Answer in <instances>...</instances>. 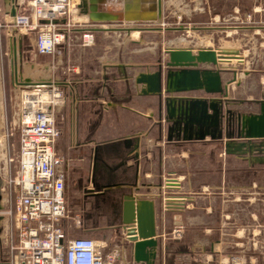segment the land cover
<instances>
[{"label":"crops","instance_id":"0c3cea01","mask_svg":"<svg viewBox=\"0 0 264 264\" xmlns=\"http://www.w3.org/2000/svg\"><path fill=\"white\" fill-rule=\"evenodd\" d=\"M157 1L85 0L82 5L81 0H75L73 19L83 26L72 29L59 45L58 63L41 67L30 63L28 71H24L19 50L22 58L52 54L37 53L35 39L12 25L13 7L15 16L30 14L26 0L14 3L0 0V134L6 101L1 61L4 39L9 49L13 46L16 50L17 71L14 79L11 75L15 91L21 95L28 88L25 80L29 79L30 84L49 82L53 90L60 86L64 93L61 108L56 105L54 110L56 117L60 109L62 125L57 151L58 170L64 179L66 216L58 225L64 237L91 238L101 252H114L120 264H146L134 261L132 242L122 226L124 203L129 201L125 197L132 196L134 200L153 201L158 241L154 264H196V256H204V263L208 264L213 254L222 255L227 248L223 240L228 239L233 220L236 226L233 235L239 240L246 231L252 230L253 235L261 231L264 214L260 218L258 207L264 195V164L251 161L248 153H225L223 136L205 135L199 139L193 131L184 137L182 131L171 128V123L165 120L164 103L160 106L157 96L143 93L146 84L136 79L141 72H153L165 55L157 58L154 65L141 53L149 50L148 42L141 37L132 38V33L158 29L150 27L164 20V0H160V17ZM81 28L93 33V44L81 45ZM131 43L140 46L139 59L132 57L137 50L129 48ZM179 47L196 52L191 44ZM234 61L239 60L221 63L227 68L221 72L227 97L217 96L223 99L224 110L232 111L235 127L237 113L248 112L247 105L256 107L253 101L256 98H236L234 91L241 88L243 92L236 95H244L245 90H256L257 98H264V87H241V75ZM58 65L62 68L59 76L55 74ZM172 96L177 99L172 105L176 115L185 105L184 99L210 97L203 90ZM15 105L13 114L17 117L20 108L18 102ZM167 174L180 178L181 186L173 193L181 199L165 206L162 178ZM1 175L3 171H0L2 260L10 256L9 245L16 242V235L10 217L4 214L14 193L10 186L9 193L5 191ZM246 217L251 226L246 227ZM177 224L183 226V234L173 239L169 232ZM195 232H200L199 237H195Z\"/></svg>","mask_w":264,"mask_h":264},{"label":"built area","instance_id":"2783aa9c","mask_svg":"<svg viewBox=\"0 0 264 264\" xmlns=\"http://www.w3.org/2000/svg\"><path fill=\"white\" fill-rule=\"evenodd\" d=\"M26 2L31 14L15 16L12 25L26 31L38 30L35 48L39 54H53L72 29L83 26L73 19L74 0ZM80 41L82 46L93 44V33L81 28ZM59 97L50 86L25 88L20 95L18 166L8 180L14 196L4 210L12 221L16 242L10 243V256L0 259V264H120L114 252H101L91 238L66 239L58 225L66 216L64 179L54 152L60 134L54 111ZM180 186L176 175L162 178L165 206L181 199L173 193ZM182 234L180 224L169 232L173 239Z\"/></svg>","mask_w":264,"mask_h":264},{"label":"rangeland","instance_id":"374dc122","mask_svg":"<svg viewBox=\"0 0 264 264\" xmlns=\"http://www.w3.org/2000/svg\"><path fill=\"white\" fill-rule=\"evenodd\" d=\"M164 3V20L150 26L151 28H158L157 30L132 33V38L141 37L148 42L149 50L141 53L147 55L151 63L156 65V59H161L163 55H165L166 60L167 56L164 51L167 47L191 44L196 47L194 48L196 50L208 46H210L209 48L214 47L213 49L232 48L238 50L242 59V61H234L235 69L238 75H241V87L249 89H252L253 86L264 87V0H164ZM29 12L31 14V10ZM37 31V29L26 31L25 34L27 37L30 36L35 39ZM124 34L122 32V38ZM129 48L137 50L133 52L132 57L139 59L140 52L138 50H141L140 46L131 43ZM58 55L59 53L55 51L49 56L33 57L28 55L27 58L23 56L24 71H28L29 68L27 67L30 63H34L38 67L48 63H58ZM1 61L6 101L0 134V171H3L1 179L4 177L5 191L9 193L8 180L16 173L19 148L18 116L16 117L13 111L17 109L15 102H18L19 108L21 105L20 94L13 88L15 82L12 83L11 81L10 51L4 39H2ZM39 70L42 69L39 68ZM55 71V74L59 76L62 71L60 65ZM260 78L263 83H260ZM55 88L60 95L59 98H56L55 103L60 107L62 99L64 100V93L60 86ZM239 91L243 92L241 88L234 91L236 98L241 96L244 98L253 97V99L259 97L258 92H255L256 90H245L244 95H236V92ZM59 110H57L55 122L60 131L62 125L60 124ZM253 110V106H246V111ZM59 141L60 134L54 145V152L58 158H60L57 151ZM261 196L262 199L258 207L260 218L264 214V195ZM257 219L259 220V218ZM251 223L246 217V227L251 226ZM235 227L233 220L230 235L228 239L223 240L227 248L224 249L222 255L220 253L213 254L208 264H264V219L261 222L259 233L253 235L252 230L246 231L244 238L240 240L233 235L235 234ZM199 235L200 232H195L196 238ZM191 236L192 233L189 235V241ZM196 258V264H205L204 256H196Z\"/></svg>","mask_w":264,"mask_h":264},{"label":"water","instance_id":"95a60500","mask_svg":"<svg viewBox=\"0 0 264 264\" xmlns=\"http://www.w3.org/2000/svg\"><path fill=\"white\" fill-rule=\"evenodd\" d=\"M10 1L15 2V0ZM81 2L82 5L85 4V0ZM157 2L160 17V0ZM15 14L13 7L11 16L15 17ZM9 51L11 75L14 79L17 71L16 50L12 46ZM164 52L167 56L166 60L158 62L153 72H141L136 82L146 84V90H143V93L157 96L160 106L162 102L164 103L167 113L165 120L171 123L170 127H176L182 131L184 137L187 132L193 131L199 139L205 135H210L211 138L223 136L225 153H248L255 162L264 164V99L258 101V112L237 113L235 127L230 129L228 119L232 111L228 108L224 110V101L217 96L227 97V86L221 79V72L227 68L221 63L231 59L241 61L238 50L199 48L193 53L189 48L167 47ZM18 55L22 59L21 50ZM203 65L208 67H202ZM28 81L29 79L25 80L28 88L47 87L50 84L49 82L30 84ZM192 90H203L210 97L184 99L185 105L181 106L176 115L172 105L177 99L172 95ZM125 198L129 201L124 203L125 215L122 226L132 242L133 259L135 262L154 264L158 241L153 201L134 200L132 196Z\"/></svg>","mask_w":264,"mask_h":264},{"label":"flooded vegetation","instance_id":"af4514ba","mask_svg":"<svg viewBox=\"0 0 264 264\" xmlns=\"http://www.w3.org/2000/svg\"><path fill=\"white\" fill-rule=\"evenodd\" d=\"M261 99H264V98H256V99H254L253 101H254V103L256 104V107H254V110H253V111H251V112H246V113H256V112H258V108H259V103H258V101L261 100ZM228 124L230 125V127H229L230 129H231L232 127H234V118H233L232 114L229 116ZM250 160H251V161H255V160L252 159V158H250Z\"/></svg>","mask_w":264,"mask_h":264},{"label":"bare ground","instance_id":"6f19581e","mask_svg":"<svg viewBox=\"0 0 264 264\" xmlns=\"http://www.w3.org/2000/svg\"><path fill=\"white\" fill-rule=\"evenodd\" d=\"M76 13V12H75ZM37 79V78H36ZM1 105V104H0ZM1 108V107H0ZM0 126H1V122H0Z\"/></svg>","mask_w":264,"mask_h":264}]
</instances>
